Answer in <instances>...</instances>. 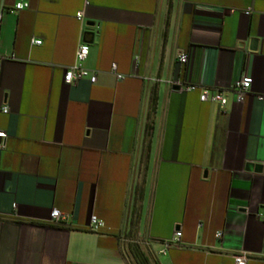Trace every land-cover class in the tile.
<instances>
[{
    "label": "crops",
    "instance_id": "crops-1",
    "mask_svg": "<svg viewBox=\"0 0 264 264\" xmlns=\"http://www.w3.org/2000/svg\"><path fill=\"white\" fill-rule=\"evenodd\" d=\"M17 1L0 0V264H129L132 242L157 264H264V0ZM83 40L96 81L67 84Z\"/></svg>",
    "mask_w": 264,
    "mask_h": 264
},
{
    "label": "built area",
    "instance_id": "built-area-1",
    "mask_svg": "<svg viewBox=\"0 0 264 264\" xmlns=\"http://www.w3.org/2000/svg\"><path fill=\"white\" fill-rule=\"evenodd\" d=\"M29 8L28 3L18 0L12 9V12L18 13L20 11L26 10ZM4 13V10L0 8V19L1 15ZM77 19H81V13H78ZM35 44L39 45L40 42H36ZM88 55V45L85 43H82L78 46L76 55H75V63L71 67H69L64 74V82L69 84L73 81L83 80L86 79L89 81L90 84L95 83L96 81V74L95 72H90L82 67V63L87 58ZM178 62L181 65H185L187 61V55L185 53H180L178 56ZM114 68V67H113ZM252 84V79L250 77H242L241 79L235 81L231 86V91L235 95V102L241 103L243 101L244 96L248 91L250 90ZM178 85H180L178 83ZM184 91L187 93H195L197 92L199 94V101L200 102H211V103H217L220 106H225L227 104L226 97L222 91H217L213 94H210L207 89H204L202 87H198L195 85H186L184 88ZM259 99H263V97H259ZM7 110L3 109V113H6ZM6 139V135L3 131L0 130V150L4 146V141ZM64 215H62L59 211L53 210L50 214V222L58 225L61 222L64 221ZM104 227V224L101 220H99L95 216H91L89 219V230L92 232H98L100 229ZM176 237L180 236V232H177ZM222 236V233H217L216 238H220ZM176 241V239H175ZM169 246L168 244L165 245V249H167ZM161 253H165V250L161 251ZM234 261L236 264H245L246 258L244 256H237L234 258Z\"/></svg>",
    "mask_w": 264,
    "mask_h": 264
},
{
    "label": "trees",
    "instance_id": "trees-1",
    "mask_svg": "<svg viewBox=\"0 0 264 264\" xmlns=\"http://www.w3.org/2000/svg\"><path fill=\"white\" fill-rule=\"evenodd\" d=\"M155 107V98H153L151 103V116L154 113ZM149 115V120L151 118ZM148 127L151 129V122L148 124ZM128 257H129V264H157L156 262L152 261L149 256L141 249V247L132 242L128 246Z\"/></svg>",
    "mask_w": 264,
    "mask_h": 264
},
{
    "label": "water",
    "instance_id": "water-1",
    "mask_svg": "<svg viewBox=\"0 0 264 264\" xmlns=\"http://www.w3.org/2000/svg\"><path fill=\"white\" fill-rule=\"evenodd\" d=\"M94 27V24L93 23H85V31H86V36H89L91 38V41L89 43H92L93 41V36L95 35V33L92 31V28ZM83 43L85 44H88L87 41L83 40ZM255 44H256V41L255 40H250L249 41V48L251 50V48H253L254 46V49L256 48L255 47ZM172 90H179V87L178 86H174L172 87ZM245 171L248 172V173H256V174H259L261 173L262 171V166L261 165H258V164H252V163H248L246 164L245 166Z\"/></svg>",
    "mask_w": 264,
    "mask_h": 264
},
{
    "label": "rangeland",
    "instance_id": "rangeland-1",
    "mask_svg": "<svg viewBox=\"0 0 264 264\" xmlns=\"http://www.w3.org/2000/svg\"><path fill=\"white\" fill-rule=\"evenodd\" d=\"M139 245V244H138ZM140 246V245H139ZM141 247V246H140ZM141 249H142V247H141Z\"/></svg>",
    "mask_w": 264,
    "mask_h": 264
}]
</instances>
